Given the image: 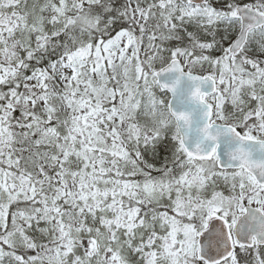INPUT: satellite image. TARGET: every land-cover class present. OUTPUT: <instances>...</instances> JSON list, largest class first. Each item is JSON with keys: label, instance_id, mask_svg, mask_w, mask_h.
Wrapping results in <instances>:
<instances>
[{"label": "snow or ice", "instance_id": "obj_1", "mask_svg": "<svg viewBox=\"0 0 264 264\" xmlns=\"http://www.w3.org/2000/svg\"><path fill=\"white\" fill-rule=\"evenodd\" d=\"M0 264H264V0H0Z\"/></svg>", "mask_w": 264, "mask_h": 264}]
</instances>
